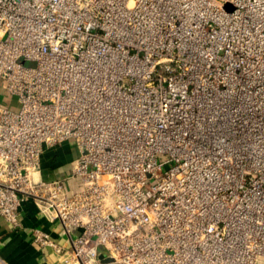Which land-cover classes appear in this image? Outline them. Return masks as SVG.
I'll use <instances>...</instances> for the list:
<instances>
[{"label": "built area", "instance_id": "2783aa9c", "mask_svg": "<svg viewBox=\"0 0 264 264\" xmlns=\"http://www.w3.org/2000/svg\"><path fill=\"white\" fill-rule=\"evenodd\" d=\"M0 80V215L60 264H264V0H0Z\"/></svg>", "mask_w": 264, "mask_h": 264}, {"label": "crops", "instance_id": "0c3cea01", "mask_svg": "<svg viewBox=\"0 0 264 264\" xmlns=\"http://www.w3.org/2000/svg\"><path fill=\"white\" fill-rule=\"evenodd\" d=\"M71 145L45 152L42 176L46 180L68 172L73 160ZM21 227L13 229L0 215V261L6 264H60L61 255L53 249L42 247L34 241V230L41 229L65 250L71 248L69 237L62 233V225L58 220L44 217L38 206L27 202L23 207Z\"/></svg>", "mask_w": 264, "mask_h": 264}, {"label": "rangeland", "instance_id": "374dc122", "mask_svg": "<svg viewBox=\"0 0 264 264\" xmlns=\"http://www.w3.org/2000/svg\"><path fill=\"white\" fill-rule=\"evenodd\" d=\"M24 64L27 66H33L34 65L33 62H25ZM4 87H5L4 83L0 80V102L2 104H4L5 99H6V93L4 91Z\"/></svg>", "mask_w": 264, "mask_h": 264}, {"label": "water", "instance_id": "95a60500", "mask_svg": "<svg viewBox=\"0 0 264 264\" xmlns=\"http://www.w3.org/2000/svg\"><path fill=\"white\" fill-rule=\"evenodd\" d=\"M112 261H113V259H111V258L104 260V262H112Z\"/></svg>", "mask_w": 264, "mask_h": 264}]
</instances>
